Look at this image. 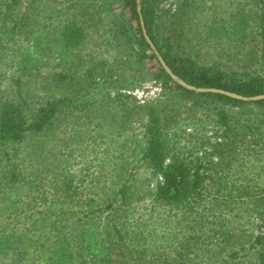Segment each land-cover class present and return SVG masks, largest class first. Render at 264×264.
Listing matches in <instances>:
<instances>
[{
    "label": "trees",
    "instance_id": "1",
    "mask_svg": "<svg viewBox=\"0 0 264 264\" xmlns=\"http://www.w3.org/2000/svg\"><path fill=\"white\" fill-rule=\"evenodd\" d=\"M166 1L0 0V264H264V98L140 22L256 95L264 0Z\"/></svg>",
    "mask_w": 264,
    "mask_h": 264
},
{
    "label": "water",
    "instance_id": "2",
    "mask_svg": "<svg viewBox=\"0 0 264 264\" xmlns=\"http://www.w3.org/2000/svg\"><path fill=\"white\" fill-rule=\"evenodd\" d=\"M138 9H140V6L139 5H138ZM140 22H141V26H142V33H143L145 39L147 40V42L150 44V46L153 49L154 53L156 54V56H157L160 64L171 75V77H173L180 84H182V85H184V86H186L188 88H193V89H197V90L218 91V92L227 94L229 96L236 97V98H240V99H244V100L264 98V93L247 96V95H242L240 93H237V92H234V91H231V90H228V89H224V88H217V87H195L194 85H191V84L187 83L184 79H182L176 73H174L172 71V69L170 68V66L167 64V62L165 61L164 57L159 52V50L157 49L156 45L152 41L151 37L147 33L146 28L144 26V21H143L141 15H140Z\"/></svg>",
    "mask_w": 264,
    "mask_h": 264
},
{
    "label": "rangeland",
    "instance_id": "3",
    "mask_svg": "<svg viewBox=\"0 0 264 264\" xmlns=\"http://www.w3.org/2000/svg\"><path fill=\"white\" fill-rule=\"evenodd\" d=\"M206 3H210V1H215L214 3L222 2V0H204ZM169 0L165 2V5H169ZM213 3V4H214ZM8 64V63H7ZM6 64V65H7ZM161 92V86L159 83H156L151 78H148L147 80L143 81L140 86L133 89V93L139 98L142 99H152L157 98L159 96V93ZM132 130L126 131L124 135L121 137L122 139L129 133L131 134ZM132 133H137V136H139L140 130L138 127L134 129ZM92 155L89 154L87 157L90 158ZM83 158L78 157V161H81ZM75 161V160H74Z\"/></svg>",
    "mask_w": 264,
    "mask_h": 264
}]
</instances>
